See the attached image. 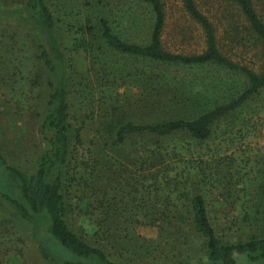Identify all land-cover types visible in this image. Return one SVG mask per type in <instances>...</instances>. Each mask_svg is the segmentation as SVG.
Returning <instances> with one entry per match:
<instances>
[{"label":"rangeland","instance_id":"obj_1","mask_svg":"<svg viewBox=\"0 0 264 264\" xmlns=\"http://www.w3.org/2000/svg\"><path fill=\"white\" fill-rule=\"evenodd\" d=\"M161 1L163 48L182 54L202 52L204 33L184 12L181 0ZM20 2L0 0V76L6 78L0 83V150L6 165L27 172L35 169L48 143L39 127L42 115L37 112L44 87L42 79H35L37 74L43 76L37 59L42 37ZM195 2L214 25L221 52L235 63L259 70L257 44L232 2ZM48 4L65 59L62 71L71 123L82 135L64 184V193H71L68 204L73 213H85L76 206L85 191L92 206L99 207L93 212L104 213L107 222L126 212L139 221L123 226L113 237H97L91 218L72 214L68 219L72 229L90 244L99 245L115 264L151 262L153 258L144 255L142 239L148 233L140 227L146 219L140 212L169 207L183 215L184 225L178 226L177 248L169 247L161 264H195L205 260L204 238L194 230L190 205L199 193L223 243L244 242L258 234L264 187V93L217 121L210 137L202 141L180 132L155 141L132 137L121 145L109 144L102 133L106 121L98 114H134L140 120L191 117L235 97L244 86L243 78L211 64L184 67L120 56L78 31L103 17L122 39L147 42L150 14L138 0H48ZM254 4L264 14V0ZM81 38L88 43L85 49L76 47ZM18 85L21 92L15 105L7 97ZM13 184L14 177L0 164V193L16 195ZM0 225H4L1 232L12 233L5 236L9 250L1 254L0 264H60L43 259L41 250L59 261L77 259L46 232L44 223L35 229L19 219H5ZM236 261L264 264L244 257Z\"/></svg>","mask_w":264,"mask_h":264},{"label":"trees","instance_id":"obj_2","mask_svg":"<svg viewBox=\"0 0 264 264\" xmlns=\"http://www.w3.org/2000/svg\"><path fill=\"white\" fill-rule=\"evenodd\" d=\"M146 7L150 14V33L147 42L137 43L122 39L108 21L99 17L93 22L84 25L80 31L89 38H96L114 53L138 59L148 63H160L177 66H202L216 65L228 72L243 78V87L239 93L228 102L214 105L191 117L153 118L144 117L142 120L134 114H98L105 120L102 133L105 134L109 144L121 145L132 137H144L151 140H160L175 133L184 132L195 140H205L210 137L212 126L219 120L229 117L237 112L246 102L259 97L264 93V15L255 9V0H230L238 11L247 34L251 35L257 44L260 67L255 70L247 65L231 61L218 47L214 25L197 8L195 0H181L184 12L198 24L205 38V49L200 53L182 54L174 53L163 48L161 35L164 28V13L161 0H138ZM22 9L29 15V20L34 23L42 37V42L37 45V59L43 73L42 78L37 74L36 80L42 79L44 87L40 96L37 112L41 114L39 127L48 143V151L41 157L33 171H21L6 165L0 150V164L14 177V192L16 195L0 193V223L5 219H19L23 223L38 228L42 223L46 232L50 233L75 260L59 261L46 250H41L43 259L60 264H115L103 249L79 236L70 226V215H84L92 219L93 234L109 237L121 232L123 224L132 226L138 223L130 218L128 212L115 215L114 219L107 222L104 213L95 214L90 198L81 192L80 206L85 213H73L69 199L71 193H64V184L67 179L68 165L73 160V153L82 138L81 130L73 127L71 123L70 107L67 99L66 81L62 67L65 68V59L59 37L54 28L53 12L49 8L48 0H21ZM229 23L233 25V17L228 15ZM234 26V25H233ZM78 49H85L87 42L84 38L76 41ZM93 45V43H90ZM75 47V48H76ZM6 82L5 76L0 83ZM21 85L14 88L7 97V101L16 102L19 99ZM6 98V97H5ZM49 133V134H45ZM83 164V160L81 162ZM83 183V182H82ZM136 197V196H135ZM87 199V202L84 201ZM136 199V198H135ZM134 199V200H135ZM71 200V199H70ZM77 200V199H76ZM94 200V199H93ZM84 202V204H83ZM93 202V201H92ZM71 204V203H70ZM192 225L194 230L204 238V261L198 260L195 264H236V257H244L249 262H264V187L260 198V232L250 235L244 242L234 244L223 243L216 234L207 214L204 198L195 194L191 201ZM169 208V207H168ZM141 209L145 221L153 226H169L171 224L184 225V217L173 213L171 209ZM177 212V211H176ZM258 212V210H257ZM139 214V211H137ZM82 218V216L78 217ZM132 220L130 223L128 220ZM6 226V225H5ZM0 225V256L9 249L4 241L6 234L12 233ZM182 227V226H181ZM181 227H178L179 229ZM176 230H178L176 228ZM113 237V236H112ZM4 252V253H3ZM170 264H191L190 262H172Z\"/></svg>","mask_w":264,"mask_h":264},{"label":"crops","instance_id":"obj_3","mask_svg":"<svg viewBox=\"0 0 264 264\" xmlns=\"http://www.w3.org/2000/svg\"><path fill=\"white\" fill-rule=\"evenodd\" d=\"M172 222L173 221L169 223V227L163 226V228H160V226H153L145 220L140 222V227L144 228L143 230L148 233V235H144L142 239V243L145 246L144 255L145 253H148V256L153 258V260H150L147 256L145 259L150 260L151 262L142 261V264H161L163 262V257L167 255V249L169 247L172 249L177 248V235L179 228L177 225L171 224ZM125 225L126 224H123V226ZM176 228L178 230H176ZM152 250L154 251L152 252Z\"/></svg>","mask_w":264,"mask_h":264}]
</instances>
